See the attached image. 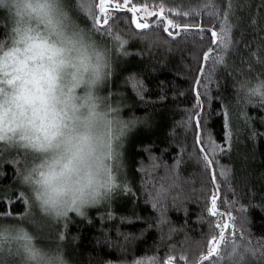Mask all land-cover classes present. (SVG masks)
Here are the masks:
<instances>
[{"label": "trees", "instance_id": "obj_1", "mask_svg": "<svg viewBox=\"0 0 264 264\" xmlns=\"http://www.w3.org/2000/svg\"><path fill=\"white\" fill-rule=\"evenodd\" d=\"M98 2L83 0L84 4L92 5L96 15ZM144 2L154 6L158 0ZM167 2L187 5L201 0ZM215 2L223 9L227 0ZM232 2V22L236 25L233 30L234 47L225 54V62L217 66L208 83L212 100L210 106L205 102L203 114L207 130L226 149L228 145L223 135L225 106L230 114L231 148L219 156L228 179L219 178L217 169L219 210L224 213L231 211L236 217L246 216L247 237L260 244L264 243V108L250 106L241 110L237 107L234 82L241 74L264 75V66L257 63L258 56H264V47L260 48L258 56L253 55L257 53L258 46L264 45V0ZM166 15L171 17L173 14L166 12ZM130 16L129 13L128 18ZM137 16L140 19L142 14ZM79 19L82 24L96 30L93 16L87 13V8L79 14ZM196 19L203 24L208 17ZM117 25L125 30L131 29L135 36L131 41L125 39L123 49H117L114 71L104 91L118 107H122L125 117L135 114L146 123L129 135L122 149L123 177L128 191L119 189L110 202L88 210L84 216L71 215L66 221H41V243L62 246L71 264H117L120 253L129 245L133 246L139 259L150 257L151 252L165 258L170 248L178 249L184 245L186 237L201 238L204 234L206 238L207 223L199 218L203 215L212 219L206 212L207 196L199 191L202 181L207 178L195 158L189 159L182 152V147L187 152L196 148L193 129L185 128L183 124L195 109L193 76L198 63L193 55L196 49L191 40L170 38L162 29L158 30L157 38L155 30L136 33L124 18ZM2 31L0 29V33ZM96 35L100 39L111 40L97 30ZM199 91L203 93V86ZM181 155L184 162L177 170L182 191L173 192V196L179 197L176 206H172L171 197L167 200V224H162L160 209L153 208L155 193L166 172L165 166L174 165ZM13 158L21 160L15 152L0 155V173H3L0 176V201L6 204L5 196L12 197L17 210L13 212L11 206L7 207V211L12 212L8 220L18 221L24 214L23 203H17L18 193L24 189L16 182V167L6 162ZM211 191L209 184V194ZM2 209L3 205H0ZM0 218L4 219L3 216ZM236 224V237L239 238L241 232ZM227 231L230 236L231 228ZM204 251H207L206 247Z\"/></svg>", "mask_w": 264, "mask_h": 264}, {"label": "clouds", "instance_id": "obj_2", "mask_svg": "<svg viewBox=\"0 0 264 264\" xmlns=\"http://www.w3.org/2000/svg\"><path fill=\"white\" fill-rule=\"evenodd\" d=\"M90 6L83 0H0V155L21 156L16 182L29 201L18 221L0 218V264H71L62 246L41 243V221L86 215L110 202L124 183L127 138L146 123L135 114L125 117L104 91L119 41L100 39L80 22ZM112 28L123 40L135 36ZM234 89L241 110L264 108V75L241 74ZM158 191L163 204L182 191L181 182L166 171ZM242 220L236 222L245 235L226 240L224 259L215 264H264V243L248 239ZM205 247L206 239L187 240L172 252L198 264ZM120 257L117 264L140 260L131 245Z\"/></svg>", "mask_w": 264, "mask_h": 264}, {"label": "snow or ice", "instance_id": "obj_3", "mask_svg": "<svg viewBox=\"0 0 264 264\" xmlns=\"http://www.w3.org/2000/svg\"><path fill=\"white\" fill-rule=\"evenodd\" d=\"M98 15L92 11V5L90 6V14L94 19V27L97 31L106 34L111 39L119 41L118 50L124 48L125 40L121 39L119 32L114 33L112 25H117V22L122 18L126 19L130 24H134L136 29L145 30L146 32L156 31L157 38H159L158 30L162 29L164 33L170 38H181L182 40H191L196 51L193 58L197 61L198 67L194 69L193 76V91L195 92V109L189 115L188 119L183 122L185 128H192L194 131L196 148L193 152H187L182 147V152L186 153L189 159L195 158L197 164L200 166L202 172L206 176V181H202L199 191L207 196L206 212L207 216L212 219H206L203 215L199 218L202 222L207 223L208 231L205 235L202 234L201 238L186 237V240L199 243L201 240L206 239L207 251H202L199 256L198 264H215L216 261H223V257L220 255L221 249L226 240L231 239L232 243H236L237 239H242L245 233L241 228V236L236 237L237 217L232 214L231 211L224 213L220 211V183L217 175V169H219V178L225 180L228 179L227 170L220 165L219 156L226 151L230 150L232 143V130L230 125V114L225 106L223 112V127H224V142L228 145L226 149L221 144L217 143V140L213 137L212 133L207 130V120L203 114L204 104L207 102L211 105V94L209 91L208 83L211 81L213 74L215 73L217 66L225 62V54L234 47L233 30L235 24L232 22V16L234 15V4L232 0H227L224 8L215 2V0H201L200 3L187 5L169 4L167 0H158L153 6L150 3H145L144 0H99L95 5ZM167 13L173 14L171 17L166 15ZM131 14L128 18V14ZM142 14L138 19L137 14ZM208 17L203 24L196 18ZM155 18L149 20L148 18ZM255 23V20H253ZM210 33V35H209ZM258 46L257 55L260 48ZM202 49V51H200ZM257 63L264 66V56H258ZM198 73L199 75H195ZM203 86V93L199 91ZM206 98V100L204 99ZM193 117L195 122L193 124ZM6 162L13 164L16 167V175L19 173L20 160L8 159ZM183 155L176 159V162L172 166H165L166 171H171L177 179H179L178 168L183 163ZM3 173H0L2 176ZM212 186V191L209 194L208 185ZM173 187H180V185H173ZM125 191H128L126 183H123L122 187ZM155 203L153 208L160 209L161 223L167 224L166 212L167 201L163 204H158L160 199L159 191L156 192L154 197ZM179 197H172V206H176ZM5 201H0V205H3V209L0 210V216L8 220L12 217V212L7 211V207L11 206L12 211H16L15 205L12 204V197L6 195ZM22 202L24 205V215L29 211L28 197L23 190L18 193L17 203ZM235 203V201L233 202ZM224 204H228L225 200ZM243 211V209H241ZM80 216H84L81 214ZM226 216V219H225ZM22 217V216H21ZM20 217V218H21ZM219 217L220 219H216ZM69 217H65L62 220H67ZM242 223L246 226L248 221L247 217L243 216ZM231 228L232 232L229 236L228 229ZM218 230V231H217ZM209 233H212L209 235ZM60 239L63 240L64 236L61 235ZM259 245V244H258ZM183 246V245H182ZM156 258L161 259V264H188V258L185 254H179L178 256L172 252L170 248L169 253L165 258L161 257H145L136 261V264H152V261Z\"/></svg>", "mask_w": 264, "mask_h": 264}, {"label": "water", "instance_id": "obj_4", "mask_svg": "<svg viewBox=\"0 0 264 264\" xmlns=\"http://www.w3.org/2000/svg\"><path fill=\"white\" fill-rule=\"evenodd\" d=\"M132 27H133V29H134V31H135L136 33H143V32L145 31V30L136 29L134 24H132ZM166 35H167V34H166Z\"/></svg>", "mask_w": 264, "mask_h": 264}]
</instances>
